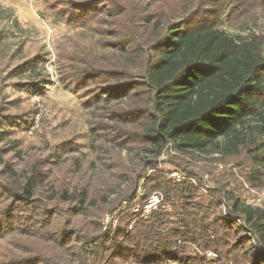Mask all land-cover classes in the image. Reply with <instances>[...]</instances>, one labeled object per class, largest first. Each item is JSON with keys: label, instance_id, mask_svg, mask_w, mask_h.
Segmentation results:
<instances>
[{"label": "trees", "instance_id": "trees-1", "mask_svg": "<svg viewBox=\"0 0 264 264\" xmlns=\"http://www.w3.org/2000/svg\"><path fill=\"white\" fill-rule=\"evenodd\" d=\"M239 2L264 4L42 0V19L66 29L58 79L88 117L89 145L31 158L18 135L32 111L11 94L41 96L49 60L27 53V29L0 1V264H264V206L219 187L203 194L183 160L169 161L179 182L157 163L170 151L244 155L251 178L264 170V38L221 28ZM153 194L162 201L144 215Z\"/></svg>", "mask_w": 264, "mask_h": 264}, {"label": "rangeland", "instance_id": "rangeland-1", "mask_svg": "<svg viewBox=\"0 0 264 264\" xmlns=\"http://www.w3.org/2000/svg\"><path fill=\"white\" fill-rule=\"evenodd\" d=\"M0 1L3 7L14 11L17 21L23 25L24 29H27L26 35H28L27 41H29L26 46L27 53L32 55L42 48L47 53L49 60L45 67L51 83L41 96L32 98L26 96L24 92H12L11 94L13 97H20L22 107L32 111L30 126L25 132L18 135L22 141V148L31 158L44 157L52 152L60 142L70 140L75 143L81 156L88 154V117L78 105L75 95L65 90L58 79L55 43L65 34L66 29L60 24L55 25L48 19H42V0ZM239 6L247 9L239 12ZM258 7L261 8L241 2L236 4V7L229 6L221 18V28L231 36H248L254 33L264 38V4ZM44 15L46 14L44 13ZM244 23L247 29L240 31ZM8 91L10 92V90ZM167 155L158 158L157 163L160 169L170 177L172 173H177L181 180L180 175L183 174L177 170L176 165L169 161L172 159L183 160L185 164L190 165L191 170L199 174L198 179L201 181L203 194L209 195L210 191L219 187L231 191L247 205L264 206V170H259V175L251 178V173L254 174V171L246 156L206 154L180 156L172 151ZM70 157L74 158L75 156L71 155ZM150 172L151 170H146V173ZM179 179L173 181L179 182ZM113 199L115 196L110 200ZM161 201L160 194L150 196L142 204L144 215L153 210ZM116 207L118 206H113L112 212L104 211L101 222H103L104 216L108 215L117 224V215L119 216L120 209L128 207V203L121 200V206L117 209ZM139 208H141V203H136L131 209L132 212H136ZM124 211L125 209L122 213ZM102 230L105 229L102 228ZM224 264L228 263L224 260Z\"/></svg>", "mask_w": 264, "mask_h": 264}, {"label": "built area", "instance_id": "built-area-1", "mask_svg": "<svg viewBox=\"0 0 264 264\" xmlns=\"http://www.w3.org/2000/svg\"><path fill=\"white\" fill-rule=\"evenodd\" d=\"M173 177H176V178H173ZM171 178L172 179H176L178 180L179 177L177 175V173H172L171 174ZM115 223H114V220H112V217H109L108 215L104 216V219H103V229H106L108 227H112L114 228L115 227ZM205 256L208 258V259H213L216 257V255L212 252H206L205 253ZM168 264H180L178 262H169Z\"/></svg>", "mask_w": 264, "mask_h": 264}]
</instances>
